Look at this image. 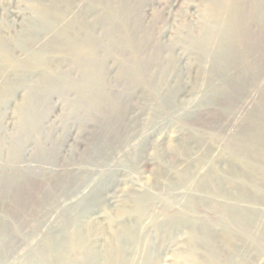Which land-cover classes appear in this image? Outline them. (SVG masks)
<instances>
[{"label":"rangeland","instance_id":"374dc122","mask_svg":"<svg viewBox=\"0 0 264 264\" xmlns=\"http://www.w3.org/2000/svg\"><path fill=\"white\" fill-rule=\"evenodd\" d=\"M0 52V264H264V0H0Z\"/></svg>","mask_w":264,"mask_h":264},{"label":"bare ground","instance_id":"6f19581e","mask_svg":"<svg viewBox=\"0 0 264 264\" xmlns=\"http://www.w3.org/2000/svg\"><path fill=\"white\" fill-rule=\"evenodd\" d=\"M219 6V4H217V7ZM241 6V5H240ZM219 8H220V6H219ZM233 8L234 7H232V5L230 4H225V6L224 5H222V7L220 8L221 9V11H226L227 12V15H230V14H232L233 13ZM42 12V11H41ZM49 23L50 22H48V21H46L45 22V25H49ZM215 28H218V22H216V24H215ZM202 30V29H201ZM216 34V32H214V36H213V34H206L204 37H203V39L201 40V44H203V48H205V47H207V46H209V44L211 45V42H212V40H213V38H214V41L215 40H217V36L220 38V35H215ZM215 43V42H214ZM230 46V45H229ZM220 47V46H219ZM233 47V46H232ZM80 46L78 45V43H72V48H71V52L73 53V55L74 56H76V55H78V53H79V50H80ZM217 48V47H216ZM2 51V50H1ZM226 51H227V49L226 48H224L223 47V53H219V54H215V56H214V60H215V62H216V64H217V67H218V71H223V70H225V68H226ZM1 53V52H0ZM225 53V54H224ZM228 53H231V52H228ZM34 63L35 64H37V65H41L42 64V60H41V57L40 56H35L34 57ZM9 62L7 61V58H5V56H3L2 54L0 55V67H2V68H4L7 64H8ZM217 75V74H216ZM58 77V76H57ZM60 77V76H59ZM220 83V82H219ZM222 89V88H221ZM258 145V144H257ZM260 147H261V145L259 146L258 145V147H255V148H257L258 150H260ZM231 151V153L232 154H234L236 157H239V156H242L241 154H240V152H238L237 150H232V149H230ZM252 152H255V151H252ZM256 153L257 152H255V153H252V155L254 154V155H256ZM253 155V156H254ZM255 162V161H254ZM257 163H258V161H257ZM257 172H258V175L259 176H262V177H264V166L263 165H259L258 167H257ZM227 198V197H226ZM150 202V201H149ZM135 203V202H134ZM133 203V204H134ZM137 203H138V201H137ZM223 206V205H222ZM224 208V207H223ZM229 208V207H228ZM136 210V212H135V214L137 215V217L139 218H141V216H143L144 215V213H145V211H146V204H144V203H141V202H139L138 204H137V207L135 208ZM230 209V208H229ZM249 211V210H248ZM122 213V212H121ZM146 214V213H145ZM121 217V216H120ZM240 219H241V217L239 216V215H237V216H233V220H234V222L237 224L236 225V227H237V229L240 231V232H244L245 231V229H247V225H244V224H240L241 222H240ZM139 221V220H138ZM249 224V223H248ZM252 226V225H251ZM117 234V233H116ZM132 236H133V234H132V231L131 230H129V229H124L121 233H119V234H117L116 236H115V238H114V240H115V244H114V246H113V250H115V256H113V255H111V254H106V256L104 257L105 258V264H121V263H123V252H122V250H121V248L119 247V239L121 238V237H126V238H129V239H132ZM74 245V244H73ZM110 248V247H109ZM106 252H108V251H106ZM89 257V256H88ZM75 262V261H74ZM86 262H87V264H93L94 262H95V259L94 258H92V257H89V258H87L86 259ZM93 262V263H92ZM53 264H69V263H67L66 261H60V260H53ZM104 264V263H103Z\"/></svg>","mask_w":264,"mask_h":264}]
</instances>
